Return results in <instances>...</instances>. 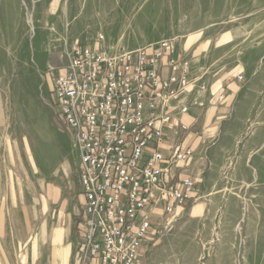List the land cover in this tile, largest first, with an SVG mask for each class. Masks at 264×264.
Wrapping results in <instances>:
<instances>
[{
	"label": "rangeland",
	"instance_id": "1",
	"mask_svg": "<svg viewBox=\"0 0 264 264\" xmlns=\"http://www.w3.org/2000/svg\"><path fill=\"white\" fill-rule=\"evenodd\" d=\"M99 34L100 45L126 51L163 39L178 48L198 39L212 53L221 45L245 69L242 100L264 103V0H0V160L31 187L62 173L78 182V152L52 108L51 67ZM256 127L246 122L223 166L236 179L227 193L214 188L221 159L211 169L212 202L223 195L225 204L199 200L179 212L161 237L145 243V264H264V182L252 162L264 157V141L263 134L255 139Z\"/></svg>",
	"mask_w": 264,
	"mask_h": 264
},
{
	"label": "built area",
	"instance_id": "2",
	"mask_svg": "<svg viewBox=\"0 0 264 264\" xmlns=\"http://www.w3.org/2000/svg\"><path fill=\"white\" fill-rule=\"evenodd\" d=\"M51 71L56 123L79 157V263L145 264V243L199 200L179 176L194 155L180 118L206 107L190 99L206 86H193L175 39L118 52L77 43Z\"/></svg>",
	"mask_w": 264,
	"mask_h": 264
},
{
	"label": "crops",
	"instance_id": "3",
	"mask_svg": "<svg viewBox=\"0 0 264 264\" xmlns=\"http://www.w3.org/2000/svg\"><path fill=\"white\" fill-rule=\"evenodd\" d=\"M96 41L87 45L111 52L122 50ZM197 41L190 38L184 47L178 48L181 55L191 60L190 79L198 80L193 86H206L204 93L190 95V99L205 101L206 107L203 110L192 107L180 118L189 127L184 141L194 155L188 164H180L179 176L195 179L196 193L205 205H224L223 195L218 202H212L216 195L212 196L211 169L221 159L220 183L214 188L227 193L231 180L236 179L223 166L233 159L234 143L243 135L246 122L256 123L255 139L259 141V134H263L264 141V113L255 112L264 110V103L242 100L246 72L240 60L226 58L221 45L212 53V45ZM192 45V52L188 53L186 50ZM255 160L253 156L252 162L259 165L257 181L263 183L264 157L259 162ZM81 212L78 182H67L62 173L55 183L42 181L31 187L30 178L21 180L18 173L5 168L0 160V264H80L78 253L83 231L77 229V220Z\"/></svg>",
	"mask_w": 264,
	"mask_h": 264
}]
</instances>
